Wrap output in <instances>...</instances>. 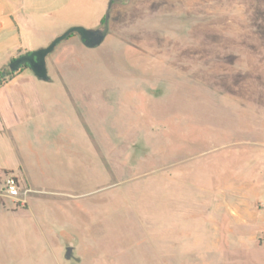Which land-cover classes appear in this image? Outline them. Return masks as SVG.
I'll use <instances>...</instances> for the list:
<instances>
[{"label":"rangeland","instance_id":"1","mask_svg":"<svg viewBox=\"0 0 264 264\" xmlns=\"http://www.w3.org/2000/svg\"><path fill=\"white\" fill-rule=\"evenodd\" d=\"M53 8L104 40L61 42L39 126L0 135V192L29 190L0 197V264H264V0Z\"/></svg>","mask_w":264,"mask_h":264},{"label":"crops","instance_id":"2","mask_svg":"<svg viewBox=\"0 0 264 264\" xmlns=\"http://www.w3.org/2000/svg\"><path fill=\"white\" fill-rule=\"evenodd\" d=\"M47 1L49 10L46 16L52 25L45 42L36 37V32L44 29L40 19L45 17L36 7V0H0V44L7 38L11 42L9 48L0 46V57H8L0 69V135L11 143L22 141L29 134L27 128L33 126L36 129L45 116L46 96L50 89L41 86L38 83L41 80L31 70L25 73L24 69L28 67L23 66L16 73L7 69L20 56L46 48L66 28L54 22L55 14L60 11L55 10L53 4L59 0ZM70 5L71 0H65V9ZM24 181L21 179L23 185Z\"/></svg>","mask_w":264,"mask_h":264},{"label":"water","instance_id":"3","mask_svg":"<svg viewBox=\"0 0 264 264\" xmlns=\"http://www.w3.org/2000/svg\"><path fill=\"white\" fill-rule=\"evenodd\" d=\"M71 34H77L83 44L88 48L97 47L104 40V35L100 34V32L98 31H89L81 27L72 28L62 36L55 39L47 48L20 56L19 58L13 60L9 65L10 71L12 73H16L23 66H27L39 80L44 82L49 81L46 58L61 42L65 41Z\"/></svg>","mask_w":264,"mask_h":264},{"label":"built area","instance_id":"4","mask_svg":"<svg viewBox=\"0 0 264 264\" xmlns=\"http://www.w3.org/2000/svg\"><path fill=\"white\" fill-rule=\"evenodd\" d=\"M28 193L29 190L24 188L20 179L9 176L4 181L0 197L12 201L18 207H24L27 204Z\"/></svg>","mask_w":264,"mask_h":264},{"label":"trees","instance_id":"5","mask_svg":"<svg viewBox=\"0 0 264 264\" xmlns=\"http://www.w3.org/2000/svg\"><path fill=\"white\" fill-rule=\"evenodd\" d=\"M72 35H73V34H71L69 37H71ZM69 37H68V38H69ZM68 38H67V39H68ZM25 67H27V66H25Z\"/></svg>","mask_w":264,"mask_h":264}]
</instances>
